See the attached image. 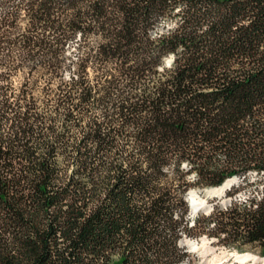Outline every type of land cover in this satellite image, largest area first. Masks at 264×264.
<instances>
[{"label":"trees","instance_id":"obj_1","mask_svg":"<svg viewBox=\"0 0 264 264\" xmlns=\"http://www.w3.org/2000/svg\"><path fill=\"white\" fill-rule=\"evenodd\" d=\"M251 171L264 0H0V264H194L195 230L264 256V179L188 223L191 187Z\"/></svg>","mask_w":264,"mask_h":264},{"label":"rangeland","instance_id":"obj_2","mask_svg":"<svg viewBox=\"0 0 264 264\" xmlns=\"http://www.w3.org/2000/svg\"><path fill=\"white\" fill-rule=\"evenodd\" d=\"M177 20L178 16L172 14H168L157 19L155 27L153 29V33L159 34L161 32H165L166 30L171 28ZM79 43L80 40L78 37H76L70 44L67 52L69 61L74 60V55L77 52V46ZM171 59V55H166L163 58L164 65L168 66L171 62ZM92 73L93 72L91 71V74ZM73 74L74 67L73 64H70L69 68H67L64 73L65 79L70 78ZM190 177H193L192 173L190 174ZM241 179V177H238V180L231 184V186L221 195L206 194L205 190L207 188L200 189L197 187H191L189 191L192 189L196 190L197 194L201 198L205 199V205L204 207L199 209L197 213L189 215V225H193L192 218L197 216H199L200 218H204L213 208L224 210L229 207V205L234 201H245L249 198L257 197L261 189V182L259 181V179H264V172L257 173L256 171H251L247 175V182H244ZM211 226L212 225L210 224L209 227ZM194 232V235L184 236L186 239L188 238L190 240H195L196 244L194 247L189 246L187 243H180L181 245L186 247L190 254H192V257L194 258V264H251L249 261H233V259L231 258L232 253L236 251L239 252L234 246L227 245L219 241L214 235H208L203 232L197 233V230H195ZM243 250V252H251L260 257H264L259 254V250L257 247L245 245ZM183 264L190 263L185 262ZM252 264H261V262Z\"/></svg>","mask_w":264,"mask_h":264},{"label":"bare ground","instance_id":"obj_3","mask_svg":"<svg viewBox=\"0 0 264 264\" xmlns=\"http://www.w3.org/2000/svg\"><path fill=\"white\" fill-rule=\"evenodd\" d=\"M237 180L236 176H232L229 177L227 179H225V181L216 187H211V188H207L205 190L206 194H214V195H221L223 194L230 186L231 184H233L235 181ZM187 197L190 200V213L195 214L198 212L199 209H201L202 207H204L205 205V199L201 198L198 194L196 190H190L187 193ZM225 201V199H224ZM186 243L191 246L194 247L195 246V240H190V239H186ZM231 258L233 259L234 262H240V261H249L251 264L252 263H257V262H261V264H264V257H260L256 254H253L251 252H233L231 255ZM232 261V260H231Z\"/></svg>","mask_w":264,"mask_h":264},{"label":"water","instance_id":"obj_4","mask_svg":"<svg viewBox=\"0 0 264 264\" xmlns=\"http://www.w3.org/2000/svg\"><path fill=\"white\" fill-rule=\"evenodd\" d=\"M188 193V192H187ZM188 196V195H187ZM187 199H188V197H187ZM188 203H189V206H190V200L188 199ZM192 214V213H191ZM180 243H182V244H184V243H186V238H181L180 239Z\"/></svg>","mask_w":264,"mask_h":264}]
</instances>
